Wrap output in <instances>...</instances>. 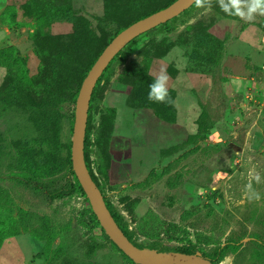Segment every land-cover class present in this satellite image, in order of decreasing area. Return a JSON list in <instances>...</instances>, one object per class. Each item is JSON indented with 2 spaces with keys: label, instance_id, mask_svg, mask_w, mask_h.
<instances>
[{
  "label": "rangeland",
  "instance_id": "obj_1",
  "mask_svg": "<svg viewBox=\"0 0 264 264\" xmlns=\"http://www.w3.org/2000/svg\"><path fill=\"white\" fill-rule=\"evenodd\" d=\"M170 1L0 0L1 198L29 213L0 264H130L99 229L78 225L80 195L49 201L15 172L37 156L65 182L86 70L115 31ZM263 28L259 13L247 21L219 0L194 4L125 47L97 87L90 168L137 244L172 249L188 238L202 255L231 241L237 249L216 264H264ZM161 74L164 103L148 99Z\"/></svg>",
  "mask_w": 264,
  "mask_h": 264
},
{
  "label": "water",
  "instance_id": "obj_2",
  "mask_svg": "<svg viewBox=\"0 0 264 264\" xmlns=\"http://www.w3.org/2000/svg\"><path fill=\"white\" fill-rule=\"evenodd\" d=\"M194 0H175L120 31L102 50L80 85L74 107L70 161L72 171L82 188L90 209L108 239L134 264H211L201 255L179 252L164 253L138 248L120 230L106 207L103 195L87 169L84 157V140L90 99L98 79L111 61L130 42L139 36L180 16L194 5Z\"/></svg>",
  "mask_w": 264,
  "mask_h": 264
},
{
  "label": "trees",
  "instance_id": "obj_3",
  "mask_svg": "<svg viewBox=\"0 0 264 264\" xmlns=\"http://www.w3.org/2000/svg\"><path fill=\"white\" fill-rule=\"evenodd\" d=\"M174 1L175 0H171L166 6H168L169 4H171ZM166 6H164L163 8H165ZM163 8H161V9H163ZM161 9H159V10H161ZM188 10H186L182 14H186L188 12ZM154 12H156V11H153L152 13H154ZM152 13H150V14H152ZM150 14H148V15H150ZM148 15H146V16H148ZM146 16H144V17H146ZM144 17H142V18H144ZM142 18H139V19H142ZM139 19H137L136 21H138ZM176 19H177V17L172 19L171 21L163 24V25H160L159 28L169 25L170 23L174 22ZM136 21H134V22H136ZM134 22H132V23H134ZM132 23H130L129 25H131ZM129 25H127L126 27H128ZM126 27H124L123 29H125ZM157 28H155V29H157ZM123 29L115 31L113 33V35L108 39L106 45ZM153 30H151V31H153ZM263 30H264V28H263ZM151 31H149L145 34H148ZM145 34H143V35H145ZM136 39H134V40H136ZM106 45L104 46V48L106 47ZM122 53H123V50L118 55L115 56V58L111 61V63L105 69V71L103 72L101 77L98 79L96 86L93 90L91 99H90L88 116L90 114V111H92V109L94 107H96L98 104V99L96 98L97 87L99 86V84L102 83V81L104 79L108 78V74H109L111 65L122 55ZM89 69L86 70L85 76H86L87 72L89 71ZM24 77H26V76H24ZM34 81L35 80L32 81V84L30 82L28 84H31V86H34ZM36 83L37 82H35V84ZM74 100H75V95L73 96V101ZM72 118H73V115H72ZM97 156H99V155H97ZM84 157H85L86 166H87V169L90 173V176L93 179V181L95 182L98 189L102 193V189L99 186L98 181H97L94 173L92 172V170L90 168V164H89L90 143H89V131L87 130V128H86V134H85V140H84ZM30 159L31 160H25V161L21 162L20 166L18 168L19 170L17 172H15V175L17 177L21 178V181H23V183L26 187H31V188L33 187V189L34 188L39 189V188H42V186H43V191H44L45 196L47 197V199L49 201L64 200V199L69 198V197L76 194V195H80L84 199V201L88 204L86 196H85L82 188L80 187L73 171H72L71 161L69 160V158L66 162V175H65L66 180L64 183L61 182L60 184L55 183V181L57 182L56 175L58 173V170L56 168H53L50 172H47L46 170L43 171L44 167L37 160V156H30ZM98 171L100 174L103 171L101 163H99ZM45 181H51L52 185L51 186H48V185L45 186L44 185ZM2 193L3 192L0 190V247L2 246V244L4 243V241L6 239L17 236L21 232H27L29 229L28 226L24 222V216H29V213L24 211V210L17 209V213L13 214L12 209L3 206L2 198H1ZM102 195H103V193H102ZM103 198H104V196H103ZM104 201H105L107 209L111 213L114 221L116 222V224L118 225L120 230L127 237V239L132 244H134L136 247L144 248V249H150V250H157L159 252L173 251V252H179V253H185V254H195L198 252V250H200L197 243L190 241L188 238L186 239V241L180 242V246H177V247L172 248V249L162 248L161 246H156V244H153V243L148 244L147 246L137 244L133 239V233L129 231L126 223L123 221V218L119 214H117L116 209L108 201H106L105 198H104ZM77 222H78V225L80 227H82L84 229H88L89 231H93L94 229H99L103 235L104 240L106 242H108L113 248H115L119 253H121V255L124 256L128 260V263L134 264V263L130 262V260L108 239V237L105 235L104 231L101 229V227H100L96 217L94 216L92 210L90 209L89 204L86 208H84L80 212V215H79V218L77 219ZM170 226H171V229H173V230L178 228L174 224H170ZM142 235H143V233H142ZM143 236L146 238L151 237L149 233H146ZM176 239L177 238H174V241H176ZM196 241H199V240L196 239ZM236 249H237V246L233 242L228 241L223 246L216 247L210 254H206L203 252L201 256L204 258H207L211 264H216L217 262L222 261L227 253L234 252ZM91 253H93L92 250H91Z\"/></svg>",
  "mask_w": 264,
  "mask_h": 264
},
{
  "label": "clouds",
  "instance_id": "obj_4",
  "mask_svg": "<svg viewBox=\"0 0 264 264\" xmlns=\"http://www.w3.org/2000/svg\"><path fill=\"white\" fill-rule=\"evenodd\" d=\"M194 3L197 7L211 6V0H194ZM219 3L223 11L238 15L247 21H251L257 13L264 15V0H227V3H225V0H219ZM167 79L166 75L161 74L154 83L149 85L148 99L150 101L158 103L166 102L168 97ZM253 178L257 183L260 182V175L258 173L254 174ZM248 188L251 189V185H248ZM252 198L256 200L260 199L259 194L255 192H252L249 197V199Z\"/></svg>",
  "mask_w": 264,
  "mask_h": 264
}]
</instances>
